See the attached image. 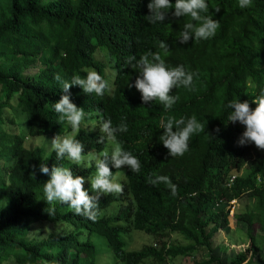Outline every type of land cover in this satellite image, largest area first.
<instances>
[{"label": "trees", "instance_id": "obj_1", "mask_svg": "<svg viewBox=\"0 0 264 264\" xmlns=\"http://www.w3.org/2000/svg\"><path fill=\"white\" fill-rule=\"evenodd\" d=\"M149 2L0 0V162L8 163L0 165V264H82V258L95 264L99 252L89 239L92 234L105 238L115 264H141L146 259L165 264L167 259L190 255L193 264H223L214 255L212 238L218 230L228 229L229 202L244 197L259 200L255 213L234 214L251 243L228 264H246L250 250L255 251L250 228L255 214L264 225V150L238 143L245 128L228 121L232 110L227 104L239 98L255 109L252 101L264 90V0H252L245 8L239 7V0H206L209 13L202 15L210 14L219 28L212 38L193 37L187 44L177 37L190 17L177 18L169 9L162 23L150 24L145 18ZM162 41L169 46L166 54L158 47ZM147 51L160 52L167 67L183 65L193 74L192 90L172 89L170 95L178 99L170 110L158 100L143 103L134 86L139 73L128 58L139 59ZM31 66L38 69L26 74ZM88 70L109 81L111 92L86 94L73 85L65 93L54 79L56 74L66 81L73 75L84 78ZM65 94L92 114L85 120L92 117L99 127L97 111L114 127L126 123L128 130L117 133V141L141 163L139 173L109 163L113 175H121L123 192L101 194L95 221L76 215L68 204H48L43 184L50 177L39 170L42 163L49 169L69 168L74 176L85 177L84 189L95 196L86 181L96 172L93 160L90 166L76 165L67 157L57 159L53 149L25 146L29 135L73 132L59 121L53 106ZM15 98L22 113L20 131L4 126L14 125L13 111L8 121L1 117L4 104ZM193 115L204 131L190 137L183 156L171 157L159 140L161 122ZM74 136L84 145L83 155L105 149L107 140L96 143L100 134L92 130L80 128ZM157 175L169 178L175 194L169 184L149 181ZM112 205L117 206L114 216L101 214ZM40 222L69 230L31 237V227ZM131 230L143 232L152 242L128 250L124 236ZM172 234L181 235L186 243H173Z\"/></svg>", "mask_w": 264, "mask_h": 264}, {"label": "clouds", "instance_id": "obj_2", "mask_svg": "<svg viewBox=\"0 0 264 264\" xmlns=\"http://www.w3.org/2000/svg\"><path fill=\"white\" fill-rule=\"evenodd\" d=\"M251 3L252 0H239V7H249ZM147 7L150 14L145 18L150 24L162 23L166 19L169 9L177 18L190 17V20L184 23L183 29L177 37V40L182 44H187L193 37L195 40L210 39L215 36L219 28V21L214 20L210 14L202 15V13H209L206 0H175L174 4L171 0H150ZM215 9L217 12L220 10L219 8ZM158 47L165 54L169 50V46L163 41L159 43ZM127 62L139 73L134 86L142 94L143 103L158 100L165 110H170L178 99V97L170 95L173 88L182 86L192 90L193 74L186 72L183 65L167 67L160 52L147 51L139 59L130 56ZM54 79L62 84V90L65 93H68L71 86L78 85L86 94L95 93L97 96H103L105 92L110 93L112 87L109 81L95 70H88L84 78L80 75H73L70 81H66L60 74H56ZM252 103L257 105L255 109L250 107L247 100L241 102L239 98L232 99L227 104V107L232 110L228 121H238L244 126L245 130L238 141L240 145L251 143L258 149L264 150V90L256 95ZM53 106L59 114V121L67 123L73 132H78L86 116L92 115L86 113L84 108L77 107L70 100L68 94L62 95ZM95 115L100 118L99 129L103 134L100 135L96 143L104 144L107 140L112 144L110 152L103 151L100 157L92 159L96 172L92 171L86 181L87 184L90 181L91 190L96 193L95 196L89 195L88 191L84 189L85 177L74 176L69 168L54 165L49 169L46 164L42 163L39 169L40 172L50 177L43 184V193L48 204L54 201L68 204L76 215L93 221L98 215V202L101 194H121L123 192L121 181L117 182L114 177L116 173L113 175L109 163L116 169L126 165L136 173H139L141 169L139 159L130 151L124 150L121 143L117 141V133L127 132V124L121 121L114 127L111 119L105 120L99 111ZM161 128L164 131L159 140L168 149L171 157L183 156L188 151L190 137L194 133L204 131V125L197 120L195 115L187 119L183 117L176 119L170 116L166 122H161ZM217 131L219 130L217 129ZM50 143L57 159L67 157L76 165L87 164L88 161H84L87 155H83L84 145L75 136L68 135V133L62 136L56 135ZM91 153L95 152L91 151L90 156ZM149 181L153 184L165 182L172 187L173 194H175V186L171 185L168 177L157 175L155 179L150 177Z\"/></svg>", "mask_w": 264, "mask_h": 264}, {"label": "rangeland", "instance_id": "obj_3", "mask_svg": "<svg viewBox=\"0 0 264 264\" xmlns=\"http://www.w3.org/2000/svg\"><path fill=\"white\" fill-rule=\"evenodd\" d=\"M0 47H2L0 45ZM38 69L37 66H31L29 67L25 73H34ZM17 99H13L7 104H4L2 108L1 117L4 118V120L8 121L11 119L12 114L11 111H13L16 120L13 124H5L4 126H7L9 128H12L14 131H20L23 127L22 121H21V114L20 109L16 105ZM80 128L89 129L94 132L100 133V127L96 125V122L94 119L88 118L82 123ZM76 132L70 133L68 135H75ZM100 135H103L100 133ZM54 136L47 135V136H28L26 138L25 146L26 147H36L40 146L44 149L45 152L50 151L51 148V140ZM112 144L107 141L104 151H111ZM102 153V152H101ZM101 153H94L91 156L87 155L86 158H84V161L87 162V166L91 165V160L94 159L93 157H100ZM1 167L8 165L7 161L5 159H2L0 162ZM95 174V173H94ZM93 174V175H94ZM117 182L121 181V175L119 173H116L114 175ZM88 180V179H87ZM121 183V182H120ZM88 184L91 185L90 181H88ZM230 208L228 213V229L227 230H218L214 233V236L212 238V248L214 250V255L217 257L223 264H228L230 259L235 256L237 253H240L244 251L245 249H249L250 247V239L248 233L241 227L238 226L234 214L237 212H245L250 211L254 212L259 207V200L257 197H244L239 200H232L229 202ZM117 213V206L112 205L109 206L107 209L103 210L101 214H103L105 217L108 216H114ZM258 215L255 214L254 221L250 228V234L251 236L255 237V248L250 250L248 253V262L246 264H260L261 259H263V250H264V225L263 223L258 219ZM30 230V236H40V237H46L48 233L52 230H57L58 232H68L69 228L65 225H60L58 227L52 228V225L46 223V222H40L35 224L31 227ZM87 238V237H86ZM85 238V239H86ZM126 241V247L128 250H134L139 249L143 245L149 244L152 242V238L148 235H145L143 232H138L131 230L127 236H124ZM90 241L94 244L95 249L98 250L99 253L95 255V264H115V259L112 255V253L109 251L106 240L102 236H99L97 234H92L89 236ZM170 240L173 243H176L178 245H184L186 241L182 238L179 234H172L170 236ZM206 253V250H204ZM91 260L89 258H82L81 263L82 264H91ZM6 264H15L13 261H10ZM116 264H123V263H116ZM141 264H159L156 263L155 260L152 259H146L145 262ZM165 264H193L192 256H177L176 258H173L171 260L167 259Z\"/></svg>", "mask_w": 264, "mask_h": 264}, {"label": "built area", "instance_id": "obj_4", "mask_svg": "<svg viewBox=\"0 0 264 264\" xmlns=\"http://www.w3.org/2000/svg\"><path fill=\"white\" fill-rule=\"evenodd\" d=\"M232 180V179H231Z\"/></svg>", "mask_w": 264, "mask_h": 264}]
</instances>
